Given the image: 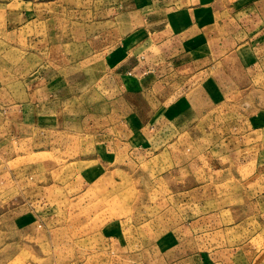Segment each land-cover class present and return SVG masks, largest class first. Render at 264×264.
<instances>
[{
    "label": "rangeland",
    "instance_id": "1",
    "mask_svg": "<svg viewBox=\"0 0 264 264\" xmlns=\"http://www.w3.org/2000/svg\"><path fill=\"white\" fill-rule=\"evenodd\" d=\"M11 2L0 0V264H264V23L219 34L222 55L252 43V68L226 62L218 87L210 62L212 87L173 106L96 89L102 64L61 41L56 3L33 4L24 25L8 22Z\"/></svg>",
    "mask_w": 264,
    "mask_h": 264
},
{
    "label": "crops",
    "instance_id": "2",
    "mask_svg": "<svg viewBox=\"0 0 264 264\" xmlns=\"http://www.w3.org/2000/svg\"><path fill=\"white\" fill-rule=\"evenodd\" d=\"M36 3H56L63 16L57 23L62 26L58 28L63 34L61 41L72 38L71 45L86 55L91 52L89 60L102 64L95 76L99 80L96 89L104 86L106 93L112 94L115 84L121 98L149 103L155 97L161 103V97L168 95L173 106H183L184 101H178L181 94L189 98L212 87L210 64L212 74L218 73L213 82L218 87L230 79L223 70L226 62L238 65L240 71L245 63L252 68V43L246 42L249 53L245 56L234 51L222 55L230 43L221 41L224 36L219 34L231 28L240 30L242 25L251 30L252 23L259 20L264 23V10L259 13L252 0L243 4L242 0H13L8 3V22L26 25L33 19ZM109 43L112 47L103 54ZM163 84L168 85L165 91L161 90ZM126 121L125 130L132 126V120ZM104 142L99 146L108 144L106 138L99 141Z\"/></svg>",
    "mask_w": 264,
    "mask_h": 264
}]
</instances>
